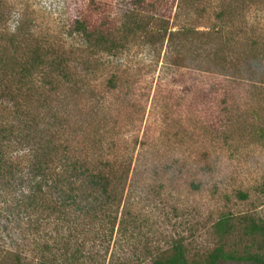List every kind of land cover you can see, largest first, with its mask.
Returning <instances> with one entry per match:
<instances>
[{
  "label": "rangeland",
  "instance_id": "rangeland-1",
  "mask_svg": "<svg viewBox=\"0 0 264 264\" xmlns=\"http://www.w3.org/2000/svg\"><path fill=\"white\" fill-rule=\"evenodd\" d=\"M0 1V142L15 169L0 181V264H151L179 243L193 261L262 254L247 229L264 222V0ZM132 14L146 29L126 35ZM41 48L65 71L19 82L12 68ZM40 136L57 148L51 178L72 161L111 174L110 217L66 216L57 193L29 204Z\"/></svg>",
  "mask_w": 264,
  "mask_h": 264
},
{
  "label": "trees",
  "instance_id": "trees-1",
  "mask_svg": "<svg viewBox=\"0 0 264 264\" xmlns=\"http://www.w3.org/2000/svg\"><path fill=\"white\" fill-rule=\"evenodd\" d=\"M137 4H142V0H135ZM2 3L0 1V10ZM127 23L124 26V33L127 35L135 34L137 31H144L146 29L145 24L140 23L138 20H134V14L127 16ZM75 33L81 35L85 43L89 44L91 48H100L111 53V50L115 48V44L110 43L108 37L103 32L92 30L85 21L77 20L74 24ZM36 50L30 54L26 60L16 64V68H12V73H17L19 82L31 77L32 72L40 68L49 67L54 72L63 73L67 65L66 61L61 57H56L47 62L45 58L49 55L46 50ZM1 64V62H0ZM10 75V74H9ZM0 95V98L6 97V88ZM34 121V120H33ZM31 133L23 135L22 139L25 141L33 139ZM34 137V136H33ZM41 137V138H40ZM37 137V144L40 148L35 151L34 166H32L34 175V185L32 195L28 197L29 204L34 206L35 204L42 203L48 197L54 196L57 193L60 198V208L56 207L60 212H65L66 216H74L75 219L89 217L90 220L100 222L102 219L99 215L104 213L103 217L107 216L106 213L110 211V208L115 205L114 203L118 199L117 190L113 188L114 180H111V174L98 173L94 165L90 166L87 162L72 161L71 163H64L60 175L56 178H51L47 171L51 163L52 155L57 153V148L53 146V141L47 140L44 136ZM7 139L1 138L0 142V181L6 177H14V167L9 165L8 160L5 157L3 145ZM70 161V160H69ZM124 171V170H123ZM128 170L122 173V177L116 178L117 184L121 186L123 190L124 182L126 180V174ZM53 179V180H49ZM113 179V178H112ZM53 192L47 193L45 190L48 186V182H52ZM247 196L241 194V198L245 199ZM68 213V214H67ZM1 216V213H0ZM107 216V217H106ZM77 217V218H76ZM249 227L247 229L252 236V241L258 242L260 239V247H262L260 253H250L248 256H235V253H228L224 248H218L213 251L205 260L193 261L188 258L185 246L182 243L173 244L169 250H157V253L148 252L141 261L150 260L151 264H218L219 261H250L253 264H264V222L258 224L254 220L249 221ZM218 233L226 235L231 233L233 227L229 225V219L222 218L216 225ZM74 229L73 231H76ZM72 232V231H71ZM255 237V238H254ZM42 264H47L46 262Z\"/></svg>",
  "mask_w": 264,
  "mask_h": 264
}]
</instances>
